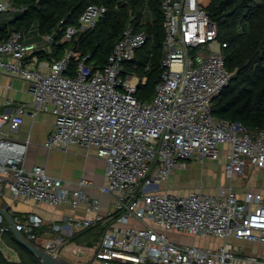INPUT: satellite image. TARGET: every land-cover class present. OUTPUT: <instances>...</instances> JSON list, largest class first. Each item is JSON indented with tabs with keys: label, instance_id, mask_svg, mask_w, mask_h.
I'll list each match as a JSON object with an SVG mask.
<instances>
[{
	"label": "built area",
	"instance_id": "2783aa9c",
	"mask_svg": "<svg viewBox=\"0 0 264 264\" xmlns=\"http://www.w3.org/2000/svg\"><path fill=\"white\" fill-rule=\"evenodd\" d=\"M202 0H162L165 37L163 72L150 101L136 97L146 78L124 74L125 62L147 39L129 24L114 44L103 68L79 61L75 75H68L76 54L67 49L60 58L39 61L40 43H24V31L0 32V71L24 79L34 100L7 98L12 111L0 112V197H12L51 206L63 204L76 210L86 203L94 218L71 217L65 223L45 225L41 216H14L16 229L27 241L72 264H264V196L246 191L239 195L232 185L211 194L200 188L186 193L160 189L176 168L189 160H218L226 155L224 172L233 179L249 167L264 170V129L251 131L240 122L217 118L215 98L228 85L232 73L225 64L217 25L202 7ZM104 5H91L79 25L68 26L60 42L93 29L106 13ZM16 11L11 0H0V14ZM41 43L54 45L53 34H40ZM30 107V110H29ZM55 116V129L44 145L48 149L71 144L95 147L105 160L102 194L113 197L112 207L100 213L101 199L84 187L64 186L41 164L27 167L30 139H18L25 117L39 113ZM9 212V206H1ZM98 223L104 233L88 246L71 236ZM53 235L46 236L43 228ZM12 231L0 214V236ZM180 236L193 238L184 243ZM212 238L221 244L197 245Z\"/></svg>",
	"mask_w": 264,
	"mask_h": 264
},
{
	"label": "trees",
	"instance_id": "16d2710c",
	"mask_svg": "<svg viewBox=\"0 0 264 264\" xmlns=\"http://www.w3.org/2000/svg\"><path fill=\"white\" fill-rule=\"evenodd\" d=\"M16 11L0 26L3 36L10 31L37 26L39 34L52 33L51 53H36L38 60L60 58L67 49L71 58L68 75H75L79 61L86 59L94 68H103L116 41L130 24L135 31H144L147 39L125 62L124 74L134 73L140 81L136 97L150 101L163 72V40L165 37L162 0H11ZM202 7L217 25L218 38L226 43L225 64L232 77L215 98L213 114L222 120L240 122L251 131L264 129V0H202ZM91 5H104L106 13L95 27L79 32L72 40L60 42L66 28L78 26L84 11ZM10 26V29H8ZM98 223L75 233L70 240L92 246L104 233ZM17 253V259L6 256L0 248V264H44L16 238L13 231L1 235Z\"/></svg>",
	"mask_w": 264,
	"mask_h": 264
},
{
	"label": "crops",
	"instance_id": "0c3cea01",
	"mask_svg": "<svg viewBox=\"0 0 264 264\" xmlns=\"http://www.w3.org/2000/svg\"><path fill=\"white\" fill-rule=\"evenodd\" d=\"M15 11L2 12L0 14V26L2 23L8 22ZM12 13V14H11ZM10 29V26H8ZM24 43H40V50L35 52L51 53L53 45H44L41 43L40 34L37 31V26H32L31 29L24 31L23 37ZM38 60V55H35ZM47 61V59L41 60ZM7 98H13L17 103H27L31 106L34 96L29 90L28 83L17 76H11L7 73L0 71V112L12 111V107L5 106ZM30 110V107H29ZM55 116L52 113L41 112L34 120L30 115L25 117L23 124L19 132L15 135L18 139H30L28 146V154L26 165L32 167L35 164L44 165L48 172L54 176L61 178L65 187L70 189L78 188V182L81 178H86L92 181V185L84 187V190L90 196H98L101 199L100 213L105 214L112 207L114 202L113 197L109 194H102L99 188L105 182V160L99 158L96 154L95 147H87L80 144H71L64 148L48 149L44 145L47 137L55 129ZM196 158L189 160L187 168H176L173 174L187 170ZM219 164L221 168V174L227 183L220 184L216 189L210 190L207 193H217L220 186L232 185L237 193L241 196L248 191L261 192L264 196V170L249 167L242 175L236 176L233 179L226 177L224 172L226 155L223 153L218 160L207 159ZM206 161V160H205ZM204 161V162H205ZM202 162V163H204ZM236 181H239L236 183ZM204 184L201 183L196 186L188 187L185 191L190 189L200 188L205 191ZM170 192H173L169 187L165 185V188ZM206 192V191H205ZM175 193V192H174ZM9 206V212L14 216H24L28 213H34L41 216L45 225L51 223H65L66 219L71 217L81 218H94L95 213L87 210L86 203H83L76 210L72 209L69 205L63 204L59 206H51L45 203H38L35 201L24 202L14 199L9 190H5V195L0 197V206ZM43 230H47L45 235L51 236L53 232L46 227ZM1 240L5 243L2 236ZM7 248L12 249L5 243ZM12 259V258H11ZM17 259V258H14Z\"/></svg>",
	"mask_w": 264,
	"mask_h": 264
},
{
	"label": "rangeland",
	"instance_id": "374dc122",
	"mask_svg": "<svg viewBox=\"0 0 264 264\" xmlns=\"http://www.w3.org/2000/svg\"><path fill=\"white\" fill-rule=\"evenodd\" d=\"M12 14V13H11ZM239 181H236V183ZM203 183L204 190L210 192L213 188L216 189L220 184L227 183V180L223 178L221 174V168L216 162L206 160L202 163L200 160H194L190 165V168L183 170L176 174H172L169 180L160 186V189L165 188V185L169 187L175 193H185L188 187L196 186ZM180 240L184 243H192L193 238L188 236H180ZM197 245L203 247H210L221 244L220 240L212 238L198 237L196 239ZM0 248L4 254L9 258H18L17 253L13 249L7 248L6 244L0 238Z\"/></svg>",
	"mask_w": 264,
	"mask_h": 264
},
{
	"label": "water",
	"instance_id": "95a60500",
	"mask_svg": "<svg viewBox=\"0 0 264 264\" xmlns=\"http://www.w3.org/2000/svg\"><path fill=\"white\" fill-rule=\"evenodd\" d=\"M5 208L0 206V214L4 215L12 227V231L15 234L18 241L29 249L31 252L36 254L44 264H72V262L64 257L53 255L46 250L38 247L31 241H27L26 238L16 229L13 218Z\"/></svg>",
	"mask_w": 264,
	"mask_h": 264
}]
</instances>
